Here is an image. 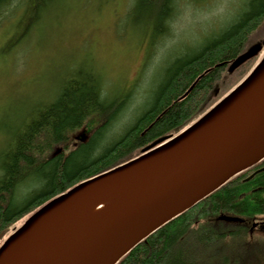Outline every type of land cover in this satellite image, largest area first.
<instances>
[{"label": "trees", "instance_id": "1", "mask_svg": "<svg viewBox=\"0 0 264 264\" xmlns=\"http://www.w3.org/2000/svg\"><path fill=\"white\" fill-rule=\"evenodd\" d=\"M6 1L0 0V8ZM47 2L38 0V7ZM176 3L136 0L132 11L143 17L155 37L169 32ZM230 19L211 40L167 67L143 112L119 137H113V126L129 96L109 98L94 72L77 69L66 79L55 99L16 134L4 153L0 165V234L6 233L4 240L58 194L139 156L156 139L178 134L227 95L263 56L264 45L257 55L228 72L229 64L247 43L246 50L263 40L264 0H244ZM96 114L104 120L87 141L67 155L49 156L56 146L67 149L69 134ZM263 166L264 159L233 176L142 240L116 264L254 263L251 249L255 242L248 240V225L264 216V171L248 178ZM221 214L242 221L219 222ZM256 264H264L261 255Z\"/></svg>", "mask_w": 264, "mask_h": 264}, {"label": "water", "instance_id": "2", "mask_svg": "<svg viewBox=\"0 0 264 264\" xmlns=\"http://www.w3.org/2000/svg\"><path fill=\"white\" fill-rule=\"evenodd\" d=\"M263 45L264 38L231 62L228 72ZM263 159L264 56L184 130L154 140L139 156L76 184L31 214L0 246V264H116L154 231ZM152 177L162 181L140 192ZM104 202L117 210L101 218L76 258L66 260V236L75 225L88 223L86 212Z\"/></svg>", "mask_w": 264, "mask_h": 264}, {"label": "rangeland", "instance_id": "3", "mask_svg": "<svg viewBox=\"0 0 264 264\" xmlns=\"http://www.w3.org/2000/svg\"><path fill=\"white\" fill-rule=\"evenodd\" d=\"M134 2L56 0L52 14L36 21L28 5L11 9L0 20V153L8 142L5 124L49 100L61 80L77 69L97 73L108 95L129 93L127 107L113 126L118 132L153 96L174 57L211 40L209 32L216 34L241 0L188 2L156 47L150 31L133 23ZM95 121L84 124L85 133ZM248 228L250 241L264 243V216ZM5 237V232L0 234V246Z\"/></svg>", "mask_w": 264, "mask_h": 264}, {"label": "bare ground", "instance_id": "4", "mask_svg": "<svg viewBox=\"0 0 264 264\" xmlns=\"http://www.w3.org/2000/svg\"><path fill=\"white\" fill-rule=\"evenodd\" d=\"M55 1L56 0H48V2L46 4H43V5H41V7H38V6H40V4H38V0H7L3 4V6L0 8V20H3L6 17V15L9 14L10 11H11V9L18 8L20 6L27 7V5H28L29 8H30V12L33 13L32 21H36V19H38V18L47 17L50 14H52V13H50L51 10H52L51 7H52V5H53V3ZM176 1H177V3H176V6H175V11L172 14V16L170 18V21H169L170 22V25H169L168 31L171 30V28H172V26H173V24L175 22L174 19L176 18V16H178L179 14H181V12H182V10L184 8V5L187 4L188 2H190V3L193 2L194 3V2L199 1V0H176ZM243 2H244V0H241V3L239 4V7L238 8H232V9H230V11H232V13L230 14V17L226 19L227 20L226 23L229 20H231L230 19L231 16L242 6ZM131 7H132L131 10H135L136 0H135L134 4ZM228 11H229V9H228ZM133 23H135L136 25H139L145 31H148V32L150 31L149 32V35H150V37L152 39V44L155 47L158 46L159 43H162L161 41L162 40H165V35L168 34L167 33L165 35L163 34V35H158V36L153 37V35L151 34V30H150L151 27H149L150 25L145 22V20L143 19V17L139 13L134 18ZM223 27H224V25L221 28L219 27L218 29L221 30ZM209 35L212 38V31L209 32ZM248 45H249V43L246 44V46L243 48L244 50H242V52H244L247 49ZM190 48H192V47H189V50H190ZM180 54H178L177 56H175L174 59H176V58H178L180 56H183L182 53H180ZM262 55L264 56V52L262 53ZM227 65L228 64L226 62L225 66H227ZM84 71L93 72L91 70H84ZM72 74L73 73H71L70 75H68L63 80H61L59 86L56 88L55 92H53L52 97H50L49 100L39 102L38 104H36L35 106H33L30 110H27L24 113H22V115H20L19 117H16L14 121H11L10 123L8 121L5 124V127L7 128L6 132H8V142H7L4 150L1 151V153H0V165L3 162V160H4V155H5L4 153L8 150V148L10 147V145L14 142L16 134L18 132L22 131L27 124H29L32 120H34L38 116L39 111H41L44 107H46L48 105V103L52 102L55 99L58 91H60V89L64 87L63 85L65 84L64 83L65 80L68 79ZM102 87H103V92L109 98H111V99L112 98H115V97H117V98H123V97H128L129 96V93L126 96H121V95L120 96H114V95L112 96L111 94H110L111 95L110 96V95H108L105 92V88H104L103 83H102ZM189 90H190V88L185 93H187ZM140 106L141 107L134 113L133 118L130 121H128L127 123H125L124 125H122L119 128V131L118 132H114V133L112 132V135H113L114 138L121 136L125 132V130L130 127V122H132L137 116H139L140 113H141V111L143 112L144 104H142ZM126 107H127V105L125 103V105L122 107V109H121V111L118 114V116H117L116 119H118L119 117H121V115H122L123 111H125ZM90 119L96 120L95 121L96 123L93 126V128H91L89 130V132H86L85 133L84 130H83L84 124L87 121H89ZM103 120H104V116H101V115H98V114L89 116L85 120V122L82 124V126L76 128L72 133L69 134L70 139H69V142H68L67 149H64L62 146H56L49 153V156H55V155H58L60 153H62L63 155H67L72 149H74L75 147H77L78 144L87 141L88 137L92 134V132H94L95 129H97L103 123ZM8 123H9V125H7ZM113 137H112V139H113ZM119 165H121V164H119ZM119 165H117V166H119ZM263 168H264V166L261 167V168H259L256 171H254L249 176L248 179H250L251 177H253L254 174H256L257 172L264 171ZM0 171H1V169H0ZM89 179L90 178H88L86 180H89ZM86 180H84V181H86ZM161 181H162V179H156V178L152 177L149 181L143 183L140 186V192H143V191H145L147 189L153 188L154 186H156L157 184H159ZM60 194H62V193H60ZM60 194H58V195H60ZM48 203L49 202L45 203L44 205H46ZM44 205H42V206H44ZM41 207H39V208H41ZM37 210H35V211H37ZM116 210H117V208L115 206H113L111 204H108V203H105V202L104 203H101V204H99V205H97V206H95V207H93L91 209H89L86 212V215H85V219L88 220V223H86V224L81 223V224L75 225L73 227V229L71 230V232L66 236V238H65V240L63 242V245L65 246L66 252H67L66 257H65L66 260H72V259L76 258L82 252V250L86 247V245L88 244L89 238L97 230L98 226L100 225L101 218L108 216L109 214L115 212ZM223 215L235 217V218H238L239 220L238 221H227V220H223V219L220 218ZM217 219H218L219 222L220 221H225V222H241L242 221V218H240L238 216L230 215V214H221V215H219L217 217ZM259 224L261 225V224H263V222H255L253 225L257 226ZM248 240H249V237H248ZM244 249H248V246L247 245H244ZM252 251H253V255L251 256V260L254 261V263H252V264H256L257 259H258V257H260V255L264 258V244H262V243L255 244L252 247V249H251V252Z\"/></svg>", "mask_w": 264, "mask_h": 264}]
</instances>
